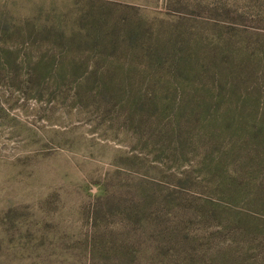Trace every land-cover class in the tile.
Returning <instances> with one entry per match:
<instances>
[{
	"label": "rangeland",
	"instance_id": "rangeland-1",
	"mask_svg": "<svg viewBox=\"0 0 264 264\" xmlns=\"http://www.w3.org/2000/svg\"><path fill=\"white\" fill-rule=\"evenodd\" d=\"M0 264H264V0H0Z\"/></svg>",
	"mask_w": 264,
	"mask_h": 264
}]
</instances>
